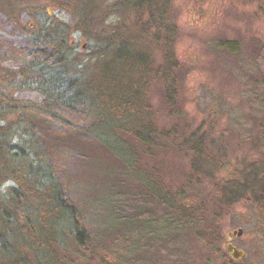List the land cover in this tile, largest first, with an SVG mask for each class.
<instances>
[{"label":"rangeland","instance_id":"1","mask_svg":"<svg viewBox=\"0 0 264 264\" xmlns=\"http://www.w3.org/2000/svg\"><path fill=\"white\" fill-rule=\"evenodd\" d=\"M76 1L0 0V12L28 38L58 45L66 59L65 65L46 69L40 82L23 61L0 55V125L11 128L10 141L24 148L34 166L43 161L63 173L68 191L86 212L100 206L110 187L137 188L141 170L153 182L174 187L191 174L194 180L202 177L194 172L191 155L179 149V143L194 133L213 143L211 153L220 162L217 180L240 179L251 163L264 169V0L167 2L164 20L174 29L178 61L172 111L164 80L155 74L163 64V45L152 42L151 30L140 39L135 35L129 0H81V14L72 7L78 6ZM123 30L134 35L129 36L131 53L143 48L155 60L153 73L140 84L135 81L139 76L121 59L129 54L119 45L117 36ZM128 87L144 92L129 97L150 105L147 121L156 129L151 136L135 137V119L119 115L118 105L128 97ZM59 91L66 92L65 100L78 92L89 105L91 127L84 136L58 131L56 121L33 109L46 110L48 103L60 98ZM112 150L126 162L132 158L137 176ZM79 154L88 160L81 170L70 163L71 156ZM202 178L198 188L186 190L198 197L211 195L214 184ZM12 186L17 185L5 181L1 196ZM248 197L223 210L221 254L210 253L194 232L187 231L168 252L167 264H264V199L256 204ZM153 210L162 207L156 204ZM94 215L96 222L101 220L99 210ZM111 236L107 244L115 238L122 241L121 233ZM66 238L68 249L62 254L69 264L97 262L81 261ZM230 243L244 252L241 258L232 257Z\"/></svg>","mask_w":264,"mask_h":264},{"label":"trees","instance_id":"2","mask_svg":"<svg viewBox=\"0 0 264 264\" xmlns=\"http://www.w3.org/2000/svg\"><path fill=\"white\" fill-rule=\"evenodd\" d=\"M168 1L129 0L127 8L136 18L135 35L139 38L151 30L152 42L158 46L163 45V66L157 68L155 74L161 75L164 80L172 111L173 105L170 104L175 101L173 94L176 91L173 71L178 61L174 29L169 20H164ZM81 4V0H77L78 6H72L77 9L75 12L80 13L84 9ZM146 15L148 19H144ZM154 26L156 28L153 31ZM129 36H134L129 30H123L117 36L121 39L120 47L129 51L121 59L139 76L135 81L140 84L144 76L153 73L155 60L143 48L132 49L131 53ZM112 41L115 43L114 38ZM4 54L23 61L32 77L40 82L45 79L46 69L58 68L66 63L58 45L33 41L0 12V55ZM128 89L125 93L128 97L118 105L119 115L125 119H135V137L143 139L144 136H151L156 129L154 122L147 121L150 120V105L144 104L143 99L136 103L129 97L142 96L144 92L138 87ZM78 90L79 87H75V91ZM65 95L66 92H60V98L49 101L46 110L42 106L33 109L56 121L58 131H77L84 136L91 127V109L80 93L66 100L63 99ZM11 131V128L0 125V193L5 181H13L17 185L10 187L2 196L0 194L2 264H26L33 260V264H69L62 254L68 249L66 237L73 242V253L81 261H97L95 264H167L168 252L173 251V245L187 231L194 232L210 253L219 255L222 252L220 221L223 210L248 195L256 204L264 199V169L260 170L256 163H251L240 179L217 180L214 174L220 162L216 163L217 157L211 153L213 143L206 142V138L197 137L194 133L179 143V149L191 155L194 172L197 170L201 174L199 176H205L214 184L211 195L198 197L192 191H187L189 188H198L203 181L202 177L194 180L191 174L182 185L174 187L153 182L141 170L137 188L132 185L110 187L104 193L100 206L94 208V212H86L68 191L63 173L51 164L43 165V161L41 165L34 166L24 148L10 141ZM112 151L137 176L132 158L126 162L115 150ZM213 157L215 162L207 167L208 159ZM70 161L73 167L81 170L85 166L83 162L88 160L79 154L71 156ZM156 204L162 207V211L153 210ZM98 210L101 220L96 222L93 217ZM116 233L122 234V241L118 242L119 239L115 238L112 244H107L106 239Z\"/></svg>","mask_w":264,"mask_h":264},{"label":"water","instance_id":"3","mask_svg":"<svg viewBox=\"0 0 264 264\" xmlns=\"http://www.w3.org/2000/svg\"><path fill=\"white\" fill-rule=\"evenodd\" d=\"M242 230L239 231V235H241ZM228 251L231 252V255L234 259H239L243 256L244 252L242 250H239L237 247H235L233 244H229L227 247Z\"/></svg>","mask_w":264,"mask_h":264}]
</instances>
